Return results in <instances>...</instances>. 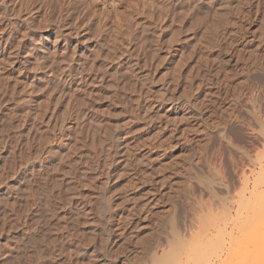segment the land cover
Here are the masks:
<instances>
[{
  "label": "rangeland",
  "instance_id": "1",
  "mask_svg": "<svg viewBox=\"0 0 264 264\" xmlns=\"http://www.w3.org/2000/svg\"><path fill=\"white\" fill-rule=\"evenodd\" d=\"M0 6V264H264V0Z\"/></svg>",
  "mask_w": 264,
  "mask_h": 264
},
{
  "label": "bare ground",
  "instance_id": "2",
  "mask_svg": "<svg viewBox=\"0 0 264 264\" xmlns=\"http://www.w3.org/2000/svg\"><path fill=\"white\" fill-rule=\"evenodd\" d=\"M1 7V6H0ZM11 14H12V16L13 15H16V14H18V12H20L21 10H19V9H17V6H12V8H11ZM8 12V13H7ZM9 12H10V9H4V10H2L1 8H0V48L1 47H5L4 45H6V43H4V45H3V42H4V39L6 38L5 37V35H8L7 33L8 32H11V30L12 29H14L15 28V26L16 25H14L13 27H12V24H14V23H8L6 20V22L4 21V17H6L5 15L6 14H8L9 15ZM10 16V15H9ZM6 19V18H5ZM17 20V19H16ZM23 21V20H22ZM11 22V21H10ZM15 24H17V23H15ZM19 24V23H18ZM17 29H18V27H16ZM21 29V28H20ZM9 30V31H8ZM16 30V29H15ZM14 31V30H13ZM23 32V31H22ZM12 33V32H11ZM10 35V34H9ZM8 37V36H7ZM24 37V36H23ZM9 38V37H8ZM57 38V37H56ZM9 40V39H8ZM15 41V40H14ZM13 41V42H14ZM7 42V41H6ZM9 42V41H8ZM11 42V41H10ZM17 42V41H16ZM18 43V42H17ZM19 45V44H18ZM10 46V45H9ZM19 50V49H18ZM14 52V51H13ZM16 52V51H15ZM79 53V52H78ZM13 54V53H12ZM16 54V53H15ZM17 55V54H16ZM15 60V59H14ZM91 60V59H90ZM13 62V61H12ZM105 62V61H104ZM91 68V67H90ZM105 68V67H104ZM85 71V70H84ZM102 74V73H101ZM85 79V78H84ZM89 81V80H88ZM90 83V82H89ZM79 88V87H78ZM38 121V120H37ZM79 124V123H78ZM108 127V126H107ZM113 135V134H112ZM42 137V136H41ZM40 139V138H39ZM43 140V139H42ZM88 146V145H87ZM93 147V146H92ZM90 149V148H89ZM38 152V151H37ZM93 152V151H92ZM32 161V160H31ZM83 163V162H82ZM33 166V165H32ZM84 166V165H83ZM35 167V166H34ZM47 199V198H46ZM47 202V201H46ZM177 239H179V238H177ZM181 240V239H180ZM177 241L176 242V244L168 251V252H166L163 256H162V258H160V259H162L161 260V262L163 263V262H166V263H168V264H170L171 262H173V260L175 259V258H177V256L178 255H180L181 254V250H182V243H181V241ZM179 257V256H178ZM179 260V259H178ZM178 262H180V261H178Z\"/></svg>",
  "mask_w": 264,
  "mask_h": 264
}]
</instances>
